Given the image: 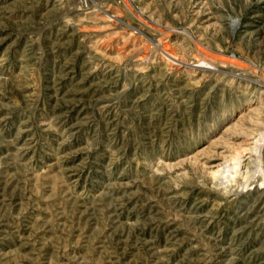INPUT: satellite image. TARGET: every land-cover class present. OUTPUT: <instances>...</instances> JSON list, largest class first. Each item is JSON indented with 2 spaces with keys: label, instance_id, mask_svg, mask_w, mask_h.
<instances>
[{
  "label": "rangeland",
  "instance_id": "obj_1",
  "mask_svg": "<svg viewBox=\"0 0 264 264\" xmlns=\"http://www.w3.org/2000/svg\"><path fill=\"white\" fill-rule=\"evenodd\" d=\"M260 147L264 0H0V264H264Z\"/></svg>",
  "mask_w": 264,
  "mask_h": 264
},
{
  "label": "bare ground",
  "instance_id": "obj_2",
  "mask_svg": "<svg viewBox=\"0 0 264 264\" xmlns=\"http://www.w3.org/2000/svg\"><path fill=\"white\" fill-rule=\"evenodd\" d=\"M165 54L169 57V59H172L173 61L176 60L175 56L167 52H165ZM194 67L210 68L209 64L205 61H199L193 66V68ZM261 155L262 149L260 147L259 151H257V155L255 152L248 151V153L242 155L244 158L238 154L234 156L231 161L226 164H222L215 174L216 178L219 179L218 185L222 186V188H224L228 193L237 196H241L246 190H252L258 184L256 177L258 173L262 174L264 179V169L262 168ZM242 179H245V181H242ZM263 183L264 182L262 181V186Z\"/></svg>",
  "mask_w": 264,
  "mask_h": 264
}]
</instances>
